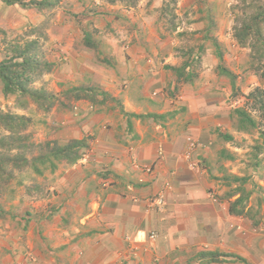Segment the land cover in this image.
Instances as JSON below:
<instances>
[{
	"label": "crops",
	"instance_id": "1",
	"mask_svg": "<svg viewBox=\"0 0 264 264\" xmlns=\"http://www.w3.org/2000/svg\"><path fill=\"white\" fill-rule=\"evenodd\" d=\"M1 4V19L17 7ZM140 4L125 14L133 32L124 31L127 47L111 54L106 76L118 79L106 89L121 107L85 104L80 121L58 124L51 138L88 147L51 172L45 195L11 218L16 227L3 224L0 264H264V157L255 135L237 126L213 49L192 80L177 82L167 65L183 63L178 41L161 38L154 23L140 26ZM92 18L100 31L115 23ZM160 191L164 203L151 207Z\"/></svg>",
	"mask_w": 264,
	"mask_h": 264
},
{
	"label": "trees",
	"instance_id": "2",
	"mask_svg": "<svg viewBox=\"0 0 264 264\" xmlns=\"http://www.w3.org/2000/svg\"><path fill=\"white\" fill-rule=\"evenodd\" d=\"M7 5L18 4L22 8H34L38 11L43 9H52L58 5L59 0H1ZM140 0H99L101 3L113 5L120 3L130 8L135 7ZM232 7L233 21L232 35L238 45L248 47L249 55L254 67L258 70L259 76L264 78V0H237ZM177 0H161V5L154 8L158 12V21L166 28L175 26V9ZM92 15V14H91ZM85 12L76 15L81 37L79 44L94 51L100 55V46L102 45L101 34L98 28L92 25V19L87 18ZM86 19V20H85ZM49 14H46L44 20L38 24L31 25L24 34L9 37L6 42V51L0 59V84L2 95L4 97H14V105L17 108L25 109L29 102L34 104L43 113H49L54 108H69L73 101L87 99L92 104L103 105L106 99L118 103V99L110 94L100 90L94 85L89 86H71L60 92L59 95L52 94L43 85L37 87L35 82L42 78L44 74H49L53 70V63L45 55L43 40L45 32L49 27ZM182 35V34H180ZM31 36V37H30ZM212 36L206 31L198 39L196 57L193 61L185 60L179 67L172 66L171 69L180 79L188 81L195 77L197 69L200 68V62L205 47L204 44L210 41ZM81 40V41H80ZM215 56L222 61L223 52L220 51L219 44L214 39ZM194 53V48H188L186 57ZM96 57L107 63L105 58ZM195 59V60H194ZM219 73L232 76L229 70L221 64L217 66ZM264 92L261 88H254L248 93V97L255 102L264 116V101L261 95ZM100 94L101 98H97ZM257 98H259L257 100ZM257 104V105H256ZM235 113L240 122L246 123L252 128H256L261 140L255 144V150L264 154V129H258L259 123L244 108H235ZM32 123L31 118L24 114L15 113L11 110L3 111L0 108V128L4 130L0 134V198L12 193V189L5 187L12 177L14 170H23L26 167L31 168L35 175L43 176L46 170L53 172L60 163L72 164L81 157L83 151L88 147L85 139H72L61 141L60 139L50 138L44 141H34L29 132L28 125ZM55 128V127H54ZM6 182V183H5ZM34 186H26L28 196H43V185L40 182H34ZM16 184H21L17 180ZM19 207L13 209V212L4 210L0 202V220L9 216L16 218L26 213V208L19 212ZM10 213V214H7Z\"/></svg>",
	"mask_w": 264,
	"mask_h": 264
},
{
	"label": "rangeland",
	"instance_id": "3",
	"mask_svg": "<svg viewBox=\"0 0 264 264\" xmlns=\"http://www.w3.org/2000/svg\"><path fill=\"white\" fill-rule=\"evenodd\" d=\"M193 1L194 0H179L178 4L181 8V6L187 5ZM96 2L100 3L99 0H59L56 7L47 10V14H49V27L46 31H44L46 37L43 40V48L48 59L50 61L55 60L56 65L59 64L60 67L56 74L53 72L50 74H44L41 79L36 81L35 84L37 87L43 85L52 94L58 95L62 89H66L68 86H74L77 84L87 85L89 82H91L94 83L95 86L100 90L106 91L109 90L106 88H112L111 84L116 85V81L118 80L115 79L116 77H114L110 82L106 78V76H108V78L110 76L107 73L108 70L111 73L113 71V67L111 66L108 68L105 64H99L98 62L96 63V55L98 57L99 54L89 50L84 46H81L79 41H77V39H80L81 37V32L79 30L80 26L78 25L76 15L81 12H85L87 19L90 16H93V13H99L104 5L99 6L101 3L97 5ZM146 2L149 3L146 4ZM200 2L201 5H203L202 8L204 11H206V8H210V12L215 13V8L218 7L219 10H216V12H223V16L221 17L220 14L217 15L215 13V19L219 21L220 28L218 27V29H210L209 34L212 36L213 41L215 38H218L224 46L226 45L228 47L229 52L228 54L224 55V65L231 69L236 75L234 81L237 83V88L239 91L236 96L239 97L240 103L243 104L244 102V108L250 111L251 115L260 124L258 129H264V116L262 115L261 111L255 107V102H253L251 98L247 96V94L255 87L261 88L264 92V78L259 77L257 73L258 70L254 67L255 63L250 60V49L248 47L238 45L235 39L232 38V26L234 24L232 7L238 3V1L200 0ZM141 3L142 4H140V8L136 13L140 26H142V24L147 25V23L150 25L154 23L155 25L158 12H153L150 10L154 6H159L161 0H142ZM105 5L109 8L107 4ZM112 8H115V6ZM190 8V12L194 11L197 13L198 8L195 4H193ZM196 13H192L191 17L195 16ZM207 13H209V11H207ZM41 14L42 16H39L35 13H31V11L28 9H21L19 6H17L15 9L13 8L6 12L2 19L0 18V59L4 56L6 51L5 45L8 39L10 40L9 37L18 34L25 35L27 28L32 25V22H27H34L33 18H36L35 20L37 23H39L46 17V13ZM185 20L186 18L181 16H178L176 19V21L181 24ZM95 23L96 21L92 19V25ZM126 25L128 24H123L121 20H119L113 24V26L116 27V29L114 27V29L112 28L113 34H111L112 32L110 33V30L103 31V34L101 35L102 45L100 46L99 58H101V56L112 58L111 54L115 55L123 49V46L121 45L123 39L121 38L124 37ZM130 34L131 32L129 31L126 35L129 37ZM195 38V34L191 33L190 35L186 36L184 42L188 46L195 45ZM178 40L180 44V38ZM58 56H60L59 58L61 60H57ZM77 57H81V59L78 60ZM62 64H64L63 66L66 67V69L63 71L61 70ZM262 65L264 66V62ZM120 67L121 66H119V68ZM108 82L111 84H107ZM97 98H101V95L98 94ZM261 98L264 101V93L261 95ZM258 99L259 98H257V100ZM106 101L110 100L107 98ZM85 104L90 106L87 100H76L73 101L71 107L69 108H54L50 113H43L34 104L29 102L25 109H21L15 107L14 97H4L0 88V108L3 111L11 110L15 113L24 114L31 118L32 123L28 125L27 130L31 132L32 139L36 142L50 139L53 135V132L59 128L58 124L61 125V121H67L69 117H77L81 111H84ZM75 119L78 120L79 117ZM79 131L80 129L72 130L71 133H77ZM3 132L4 130L0 128V134ZM251 134H258V130H253ZM63 139L65 138H62L61 141ZM13 174L14 177H12L8 183L5 182V187L7 186L8 189H12L13 192H8L0 198V202L2 203L4 210L7 212H13V209H16V207H19L21 210L18 211L22 212L23 209H27L28 206L32 205V202L35 201L33 199L37 197L28 196L25 189L26 186H34L35 183H33V181L40 182L43 185L42 195H45L47 185L50 186L51 181L55 179L49 170H46L43 176H40L33 174L30 167H26L23 170H14ZM17 180H21V184L17 185ZM12 221L13 220H11L9 216L1 219V230L8 229L9 227L7 226H9V224L11 225L10 227H16ZM3 224H6L7 226Z\"/></svg>",
	"mask_w": 264,
	"mask_h": 264
},
{
	"label": "clouds",
	"instance_id": "4",
	"mask_svg": "<svg viewBox=\"0 0 264 264\" xmlns=\"http://www.w3.org/2000/svg\"><path fill=\"white\" fill-rule=\"evenodd\" d=\"M1 1V0H0ZM141 1L142 0H140L138 3H137V5L135 6V7H130V8H127V7H125V6H123L122 4H120V3H115V4H113V5H110V4H107V3H98V2H96L97 3V5L98 4H100L99 6H101V5H104L103 6V8H102V10L99 12V13H93V16H95L96 14L97 15H99V17H101L103 20H106V19H110V21H115V22H117V21H119V20H121V22L123 23V24H125V23H127L128 25H126V32L128 33L129 31L131 32H133V27H134V25H132L131 23H128L127 22V18H130V17H128V16H125V14H126V12H127V10H131V9H135L140 3H141ZM148 1V0H147ZM178 1L179 0H177V7H176V9H175V26L174 27H170V28H166L160 21H158V17H159V15L157 16V18H156V22H155V26H156V28H157V31L159 32V34H160V36H161V38H166V37H175L176 39H177V41H178V44H177V46L175 47V50H174V53L177 55V56H179V57H181V58H183V61H185V60H188L189 62L190 61H193L192 60V57H196V54H197V52H198V50H197V47H198V39L199 38H201V35L203 34V33H205L206 31H209L210 29L212 30V29H218V27H219V21L217 20V19H215V13L218 15V14H220V17L221 16H223V12H216V10H217V8H215L216 10H215V13H212V12H210V8H206L205 10L206 11H204L203 10V8H202V6L203 5H201V2H200V0H194L193 2H191V3H189V4H187V5H183V6H181V8H180V5L178 4ZM2 2V1H1ZM154 2V1H153ZM3 4H5L4 2H2ZM147 3H149V2H146V4ZM105 4H107L108 6H109V8L105 5ZM193 4H195L196 6H197V8H198V11H197V13L196 12H194V11H192V12H190V7L193 5ZM5 5H7V4H5ZM14 5V4H13ZM96 5V6H97ZM160 5H161V3H160ZM159 5V6H160ZM7 6H9V5H7ZM11 6V5H10ZM17 6H19L18 4H17ZM113 6H115V8H112ZM20 7V6H19ZM156 7H158V6H154L150 11H153V9L154 8H156ZM21 9H22V7H20ZM23 9H31L32 11H33V13H35V14H39L40 16H42V14L41 13H46L47 14V10L49 9H43V10H41V11H38V10H36V9H34V8H23ZM179 10H180V12H179ZM207 11H209V13H207ZM154 12V11H153ZM192 13H196L195 14V16H193V17H191V15H192ZM178 16H181V17H183V18H186V20L181 24V23H179L178 21H176V19L178 18ZM89 19H93L92 18V16H90L89 17ZM107 22H108V20H107ZM203 23V27H200V28H197L196 29V24L197 23ZM36 25V24H38L37 23V21L36 22H33L32 23V25ZM161 25V26H160ZM115 29H116V27L115 26H113ZM113 27H110V28H108L109 30H110V33L113 31L112 30V28ZM162 27V28H161ZM113 28V29H114ZM48 29V28H47ZM107 29V30H108ZM107 30H105V31H107ZM100 31V30H99ZM115 31V30H114ZM191 33H194L195 34V36H196V38H195V40H196V43H195V45H192V46H188L185 42H184V40H185V38H186V36L187 35H190ZM100 34L102 35L103 34V31H100ZM111 34H113V32L111 33ZM180 34H182V35H180ZM46 35V34H45ZM180 38V44H179V39ZM232 38H233V35H232ZM121 39H123V41L121 42V45L123 46V48H124V50H125V48L127 47V43L126 42H124L125 41V38L123 37V38H121ZM218 39V38H217ZM216 39V40H217ZM77 41H78V39H77ZM101 41H102V36H101ZM213 38L210 40V41H207V42H205V44H204V47H205V49L206 48H212L213 49V55H215V47L213 46ZM217 42H218V44H219V47H220V51H222L223 52V59H222V61H219V59L216 57V56H214L216 59H217V63H216V65L214 66V71L215 72H217V74L218 75H222V76H224V78H226V80L228 79V81H229V88H230V90H231V92H229V94H228V96H227V98L231 101L230 102V104H232V107H233V109L231 110L232 112H233V114L236 116V118H237V122H238V124H237V126H238V128L241 130V132H246V133H248V134H250V135H255V139L253 140V142H252V144H256L257 143V141H259V140H261L260 139V137H259V133L258 134H251L252 133V131L253 130H255L256 128H252V127H250V126H248L246 123H243V122H240L239 121V118H238V116L236 115V113H235V108H238V107H240V108H244V102H243V104L242 103H240V99H239V97L238 96H236L238 93H239V91H238V88H237V83H235V77H236V75L233 73V71L231 70V69H229L227 66H225L224 65V55L225 54H228V52H229V50H228V47L225 45H223L221 42H220V39H218L217 40ZM194 48V53L193 54H191V56L189 57V55L186 57L185 55L187 54V49L188 48ZM204 53H205V50H204V52H203V54H202V56H200V58H201V61H202V57L204 56ZM100 56V55H99ZM60 56H58L57 57V60H61L60 58H59ZM96 57H97V55H96ZM48 58V57H47ZM102 58H105L106 60L105 61H107V63L105 64V63H103L102 62ZM101 59L102 60H98V58H97V61H96V63L98 62L99 64H105V65H107V67L109 68V67H111V58H106V57H102L101 56ZM147 60H149L148 58H147ZM195 60V59H194ZM51 62L53 63V66L55 67L56 66V63H55V60L54 61H52L51 60ZM219 64H221L223 67H225V68H227L228 70H229V72L232 74V76L230 77V76H228L227 74H221V73H219V69L217 68V66L219 65ZM182 65V64H181ZM180 65V66H181ZM54 67H53V69H54ZM171 67L172 66H169V65H167V68L168 69H171ZM179 67V66H178ZM200 67H201V62H200ZM200 69V68H199ZM199 69H197V71L199 70ZM173 70V69H172ZM53 71V70H52ZM174 71V70H173ZM52 73V72H51ZM258 73V72H257ZM50 74V73H49ZM258 75H259V73H258ZM260 77V76H259ZM194 78V77H193ZM193 78H191L190 80H192ZM177 79V78H176ZM181 81L183 82V81H185V80H182L181 79ZM89 82V81H88ZM177 82H180V81H178V79H177ZM36 83V82H35ZM89 85H94L95 86V84L94 83H91V82H89L88 83ZM85 85V84H77V85H74V86H89V85ZM36 85V84H35ZM68 87H71V86H68ZM256 88V87H255ZM65 89V88H64ZM64 89H62V90H64ZM104 92H106V93H108V94H110L112 97H115V98H117V96H113L111 93H109V91H106V90H103ZM60 94V93H59ZM58 94V95H59ZM248 95V94H247ZM240 96H242V95H240ZM118 99V98H117ZM80 100H87V99H80ZM88 101V103L91 105V107L92 108H99L100 106H105L106 104V106L105 107H107V106H109L108 104L109 103H112V105L115 103V101H113V100H110V101H106L105 102V104H103V105H98V104H92L89 100H87ZM119 101H120V99H118V103H116V104H118L119 106H120V103H119ZM98 105V106H97ZM121 107V106H120ZM245 110H246V108H244ZM53 110V109H52ZM51 110V111H52ZM50 111V112H51ZM247 112H249L250 113V115H251V112L250 111H248V110H246ZM49 112V113H50ZM252 116V115H251ZM253 117V116H252ZM254 118V117H253ZM257 121V120H256ZM258 123V122H257ZM257 130V129H256ZM255 146V145H254ZM194 147H195V141L194 140H190L189 141V143L187 144V154L189 153V154H191L192 153V151H193V149H194ZM263 155V157H264V154H262ZM60 165H63V163H60L58 166H60ZM163 193V192H162ZM163 198H164V195H163ZM10 218V217H9ZM11 219V218H10ZM151 232H154V231H151ZM150 232V233H151ZM150 233H149V235H150ZM155 237H156V234H155ZM150 238V237H149ZM151 239V238H150ZM155 239V238H154ZM153 240V239H152Z\"/></svg>",
	"mask_w": 264,
	"mask_h": 264
},
{
	"label": "built area",
	"instance_id": "5",
	"mask_svg": "<svg viewBox=\"0 0 264 264\" xmlns=\"http://www.w3.org/2000/svg\"><path fill=\"white\" fill-rule=\"evenodd\" d=\"M164 203V198H163V193L162 191H160L156 196H154L151 200H150V206L151 207H159ZM149 237L151 239L155 238V232H151Z\"/></svg>",
	"mask_w": 264,
	"mask_h": 264
}]
</instances>
